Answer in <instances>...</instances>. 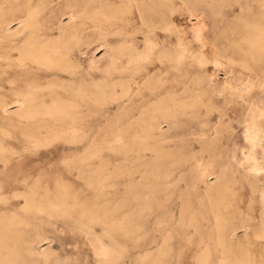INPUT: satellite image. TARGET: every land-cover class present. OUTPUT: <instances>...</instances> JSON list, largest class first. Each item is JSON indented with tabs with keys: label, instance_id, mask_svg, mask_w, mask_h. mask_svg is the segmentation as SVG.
<instances>
[{
	"label": "rangeland",
	"instance_id": "374dc122",
	"mask_svg": "<svg viewBox=\"0 0 264 264\" xmlns=\"http://www.w3.org/2000/svg\"><path fill=\"white\" fill-rule=\"evenodd\" d=\"M143 2L141 13L133 9V14L124 10L110 16L108 29L96 30L92 44L82 46V63L92 74L84 81L91 99L83 95L79 100L78 129L55 125L50 119V123L44 119L34 123L26 118L13 95L17 82L9 83L19 68L0 65V84L5 86H0V100L6 95L9 102L0 108V264H264V252L257 248L245 255L198 252L190 223L195 218L200 231L215 240L218 215L231 223L249 217L253 223L260 221L259 193L252 210L249 194L242 203L239 196L241 186L249 188L255 178L264 184V90H251L257 92L258 124L248 129L247 122H234L231 142L238 136L236 144L228 151L218 146L215 160H205L216 165L231 160L228 208H212L205 182L196 183V172L205 164L201 160V134L186 133L183 138L184 152L194 157L184 166L180 199L173 184L174 130L163 118L162 129L148 128V118L155 114L153 107L171 88L177 65L187 70L192 95L198 94L205 102L196 108L204 111L212 108L219 93L234 96L226 83L221 91L206 87L211 74H217L221 82L229 77L264 79V60L254 61L245 56L246 49H239L247 47L241 38L264 24V0ZM13 16L11 12L10 18ZM18 26L15 21L11 29ZM26 31L28 28L18 36ZM11 38H7L8 45ZM131 42L141 51L134 61ZM11 53L13 60L8 58V64L18 56L17 50ZM35 64L30 63L33 71L22 83L24 88L29 81L31 85L61 83L69 77L63 72L59 79L57 67L38 71ZM76 70L77 76L83 73L82 67ZM226 106L232 108L235 102ZM241 115L246 118L247 111ZM189 164H193L190 171ZM209 177L210 182L216 180L215 175ZM246 234L251 236V229L239 227L233 237L245 239Z\"/></svg>",
	"mask_w": 264,
	"mask_h": 264
},
{
	"label": "bare ground",
	"instance_id": "6f19581e",
	"mask_svg": "<svg viewBox=\"0 0 264 264\" xmlns=\"http://www.w3.org/2000/svg\"><path fill=\"white\" fill-rule=\"evenodd\" d=\"M44 1L45 0H0V65L4 67L15 65L19 68V70L15 69V80L10 81L9 83L17 82L16 87L13 88V95L15 96V101L21 104L26 118L31 119V121H33L34 123H41V121L44 119L46 123H50L51 120L55 125L60 124L67 128L71 127L73 129H78V124L81 122L80 111L78 110L81 101L80 98L81 96L86 95L91 99L90 94L85 92L84 81H86L88 76H92V74L90 72L91 70L89 71L88 69L87 71L84 67V64L82 63V59H84L82 58V54L84 53L82 46L84 44H92L94 32L96 30L104 32L108 29L107 21L110 16L114 17L124 10L129 11L131 14H133V9H137L141 13L144 2L143 0H121L120 3H117V0ZM11 12L14 14L13 18H10ZM82 18H91V20L86 21ZM15 21L19 24V26L16 30H13L11 29V25ZM257 25H259V23H257L256 26ZM27 28L28 31H26L23 36L19 37L18 35L23 33V31H25V29ZM9 36L12 37L9 43L10 45H8L6 42ZM243 37L244 38H241V40H243L247 47L243 48L242 46H239V49H246L245 56H248L249 58L257 62L262 59L264 60V24L261 25L259 31L250 32L248 33V35H244ZM130 47L131 54L134 53L133 55H131V60H137L141 55L139 47L136 43L133 42H131ZM11 50H17L18 56L15 57L14 55V61H9L11 64H8L7 59L9 58L10 60V58L13 57ZM89 56L90 55H88V58H90ZM91 58L93 57L91 56ZM31 62L37 64L38 71H40V69H42L43 67H57L59 68L58 70H60V72H56L55 75H57L59 79L64 76H61L63 72L69 74V77L66 78V81H62L61 83L47 82L45 84L31 85V81H29L30 83H27L28 87L24 88L23 84L27 82V80L29 79L28 76L33 71V68L30 65ZM78 67L83 68V73L79 74V76H77L79 71L76 70ZM173 69L174 74L171 80V88L166 92V96H163L162 99H160V103L154 105L153 110L155 114L148 118V128L150 131L155 129H162L161 125L163 124V122L161 121V119L163 118L164 121L174 130V134L176 137L174 152L175 158L173 161L174 164L172 163V165L175 167V180L173 181L174 183H172L177 188L178 193L180 192L178 197L181 199V188L183 187L181 182L184 179L185 175L184 166L186 165V163H189L194 157L193 153L186 154L184 152V135L186 133H190L191 135L200 133L201 137L199 142L203 154L201 160L202 162H205L206 159L214 161L215 151L218 146L224 148L225 151H228L232 144H236L237 139L239 138L238 136L235 142H231L232 135L236 131L234 122H247L248 129L255 127L258 124L259 119L255 115V95L257 92L252 93L251 90H254V88L256 87H260V89L264 90V79L254 81L252 79L245 80L244 78L237 79L235 77H229L226 82H221V80L217 78V74H211L208 78L206 87L216 91H221L225 88L221 86H223V83H226L228 90H230V92L235 97H231L227 94L222 96L219 93L216 103L213 102L214 104H211L212 108L210 109L209 107H206L204 111L196 108L204 101L201 100L198 94H196L195 96L192 95L191 88L189 86L190 82L187 80V70L183 65H177L173 67ZM2 73L0 76H2ZM124 81H126V85L124 86V92L126 93L127 89H129V79ZM0 86H2V88L5 87L3 84H0ZM46 88L47 90H49L47 92H44V89ZM245 89H248L249 91L246 92ZM41 91L43 93H40ZM38 94L41 95L37 96ZM244 94H248V96L246 97ZM47 96L50 97L49 101L47 99ZM231 102H235V106L232 108L227 107L226 104H230ZM8 103L9 102H7L6 95H3L0 100V108H5L6 104ZM245 110L247 111V117L243 118L241 114L242 111ZM193 121L194 124L192 125L191 122ZM239 147L240 146H238V148ZM233 148H235V146ZM236 150L234 152H236ZM261 150L263 151L264 149ZM237 157L239 156H236L235 158ZM230 161L224 164L220 163L217 165L205 162V164H203L201 168H199V170H197L196 172V183L200 180L205 182L207 187L206 195L212 208H228V206L231 204V200L228 195L231 192V187L229 184L230 180L228 177V169L231 165ZM192 168L193 164H189L187 170L190 171ZM162 171L163 169L161 170V173ZM210 175H215L216 180L210 182ZM241 188L242 189L239 196V202H245V197L249 194V203L251 210L254 209L253 201L257 196V193H259L261 201L260 221L258 223H253V218L249 217L242 218L237 222L231 223V221L224 215H218L216 216V219L220 221L217 225L218 236L215 240H213V236L211 234H206L200 231V226L195 221V218H193V220H191L190 222L194 227L192 242L197 245L198 252L204 255H210L214 252H220L224 255H234L237 253L245 255L256 248L264 252V184L261 186L260 184H258L257 179L255 178L254 180H251L249 182V188H246L244 185H242ZM118 227L119 225L117 226V228ZM239 227H244L245 230L251 229V236L249 234H246L245 239H234V231ZM130 232L131 231H129L128 233ZM246 242H253L254 245H246ZM239 261L240 263H242L240 259ZM6 262H8L7 259ZM229 264L233 263L229 261Z\"/></svg>",
	"mask_w": 264,
	"mask_h": 264
}]
</instances>
